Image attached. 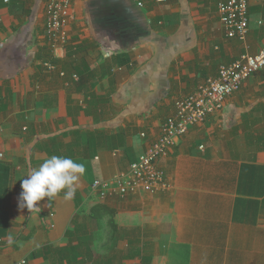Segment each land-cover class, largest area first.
<instances>
[{"label": "crops", "instance_id": "crops-1", "mask_svg": "<svg viewBox=\"0 0 264 264\" xmlns=\"http://www.w3.org/2000/svg\"><path fill=\"white\" fill-rule=\"evenodd\" d=\"M219 1L73 0L50 51L46 0H0V264H264V69L157 160L166 188L90 190L128 169L176 99L264 46V0H249L244 42ZM52 155L85 164L75 197L20 209L22 179Z\"/></svg>", "mask_w": 264, "mask_h": 264}, {"label": "built area", "instance_id": "built-area-1", "mask_svg": "<svg viewBox=\"0 0 264 264\" xmlns=\"http://www.w3.org/2000/svg\"><path fill=\"white\" fill-rule=\"evenodd\" d=\"M8 3L9 0H3ZM73 0H46L44 36L50 51L63 48L68 42V26L74 19ZM140 7L141 3L137 2ZM249 0H220L217 17L225 36L244 42L248 32ZM48 69L53 68L45 64ZM264 69V46L255 55L241 54L238 58L218 67L217 75L208 79L192 93L174 102V112L160 126L158 135L150 140L146 149L111 180H94L91 193L105 200L117 196L124 198L134 194H154L166 188L164 172L156 166L157 160L167 154L175 141L187 130L203 120L225 100L237 92L243 82L255 72ZM144 136V135H142ZM202 148V146L200 147ZM15 264H26L25 259Z\"/></svg>", "mask_w": 264, "mask_h": 264}, {"label": "clouds", "instance_id": "clouds-1", "mask_svg": "<svg viewBox=\"0 0 264 264\" xmlns=\"http://www.w3.org/2000/svg\"><path fill=\"white\" fill-rule=\"evenodd\" d=\"M85 172L83 162H77L71 157L52 155L38 168L30 169L25 176L27 178L22 179L18 207L27 208L30 212H40L41 209L36 206L38 201L44 197L50 200L65 189L64 199L72 200Z\"/></svg>", "mask_w": 264, "mask_h": 264}, {"label": "trees", "instance_id": "trees-1", "mask_svg": "<svg viewBox=\"0 0 264 264\" xmlns=\"http://www.w3.org/2000/svg\"><path fill=\"white\" fill-rule=\"evenodd\" d=\"M102 208H104V206L102 204H97L95 206H93L92 208H90L92 211H97V210H101ZM105 209V208H104ZM36 254V253H34Z\"/></svg>", "mask_w": 264, "mask_h": 264}]
</instances>
